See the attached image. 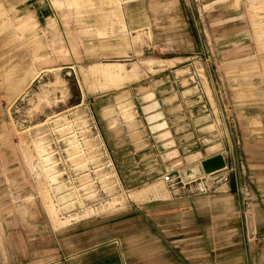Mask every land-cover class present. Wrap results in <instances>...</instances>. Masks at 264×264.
Segmentation results:
<instances>
[{"label": "rangeland", "instance_id": "1", "mask_svg": "<svg viewBox=\"0 0 264 264\" xmlns=\"http://www.w3.org/2000/svg\"><path fill=\"white\" fill-rule=\"evenodd\" d=\"M200 104L264 119V0H0V258L147 256L179 199L243 179L204 174Z\"/></svg>", "mask_w": 264, "mask_h": 264}, {"label": "crops", "instance_id": "2", "mask_svg": "<svg viewBox=\"0 0 264 264\" xmlns=\"http://www.w3.org/2000/svg\"><path fill=\"white\" fill-rule=\"evenodd\" d=\"M253 107L254 104H231L228 114L226 110L218 114L215 104H200L196 129L181 128L186 136L195 134L197 140L206 142L194 154L203 151V160L221 155L224 168L235 164L243 179L222 186L212 197L179 199V211L161 215L164 225H157L158 219L155 220L156 240L154 245L149 244L147 256H136L130 262L136 259L139 264H264V119L263 115H249L247 110ZM170 118L162 123L166 145H170L168 139L172 137L171 131H167V121L172 124ZM141 153L139 150L136 155ZM157 226L163 241L157 240ZM152 234L150 228L149 237ZM141 248L142 245H136V255ZM10 256H2L0 264L9 263L6 259ZM130 262L117 258L115 264Z\"/></svg>", "mask_w": 264, "mask_h": 264}, {"label": "water", "instance_id": "3", "mask_svg": "<svg viewBox=\"0 0 264 264\" xmlns=\"http://www.w3.org/2000/svg\"><path fill=\"white\" fill-rule=\"evenodd\" d=\"M224 167H225V164H224L223 158L221 157V155H218V154L204 160L201 163V168L204 174L206 175H211L217 171L222 170Z\"/></svg>", "mask_w": 264, "mask_h": 264}, {"label": "built area", "instance_id": "4", "mask_svg": "<svg viewBox=\"0 0 264 264\" xmlns=\"http://www.w3.org/2000/svg\"><path fill=\"white\" fill-rule=\"evenodd\" d=\"M224 170H227V172L223 175V180H224V182H226L227 181V173H232V172H234V169H232V168H230V169H227V168H224Z\"/></svg>", "mask_w": 264, "mask_h": 264}, {"label": "bare ground", "instance_id": "5", "mask_svg": "<svg viewBox=\"0 0 264 264\" xmlns=\"http://www.w3.org/2000/svg\"><path fill=\"white\" fill-rule=\"evenodd\" d=\"M194 172H195V173H198V170H197V169H195V170H194Z\"/></svg>", "mask_w": 264, "mask_h": 264}]
</instances>
